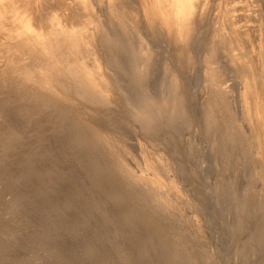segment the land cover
I'll use <instances>...</instances> for the list:
<instances>
[{
    "label": "rangeland",
    "instance_id": "1",
    "mask_svg": "<svg viewBox=\"0 0 264 264\" xmlns=\"http://www.w3.org/2000/svg\"><path fill=\"white\" fill-rule=\"evenodd\" d=\"M232 2L202 5L185 47L159 15L127 14L139 25L126 38L112 27L125 40L109 100L78 101L82 114L40 105L15 116L19 133L0 122V264H264V0ZM144 47L152 55L137 63ZM149 102L151 123L135 113ZM77 119L122 144L89 141Z\"/></svg>",
    "mask_w": 264,
    "mask_h": 264
},
{
    "label": "bare ground",
    "instance_id": "2",
    "mask_svg": "<svg viewBox=\"0 0 264 264\" xmlns=\"http://www.w3.org/2000/svg\"><path fill=\"white\" fill-rule=\"evenodd\" d=\"M207 1L208 0H0V122H6L5 125L7 124L8 126L4 128H8L12 133V131H17L19 127V124H17L18 126L16 125L17 121L15 120L19 119L15 118V116L19 114L28 115L38 113L42 111L41 108L39 109L40 105L48 106L49 104L50 108L53 107L57 109L58 103L62 102L67 111L71 110L79 114H82V112L80 111L81 109H77L76 105H79L82 101L95 102L96 106L101 105L109 100L111 92L113 91L112 89L116 88V82L120 79L118 78L116 81L112 75L113 72H110L112 71L110 66L120 62L119 57L115 54V52L119 54L120 51H116L115 48H121L122 42H124L129 34L127 29L130 28V26L137 27L139 25L136 26L134 22L128 23L133 18H129L130 16L128 17L127 14H144L148 16V19H152L156 15H159L163 26L169 29L173 41H180L185 47L186 44L190 42L192 31L195 29L196 17L194 18V14H206L204 11L205 7L203 9L202 5H205ZM235 3L232 2V0H228V5H225L226 8H224V11L228 12L231 7L235 6ZM247 3L248 2H246V4ZM81 15H84V23L74 24V19H78ZM78 21L79 19L77 22ZM116 25L122 26L123 30L125 27V33L127 32L125 38L113 33L112 29L114 28L112 27ZM129 46L132 51H138L139 45L135 46L133 43H130ZM147 47L149 48L150 46ZM150 50L148 51L145 47L144 49H139L140 57L138 56L136 60L137 63L146 60L150 54L152 55V53H149ZM180 53L179 58L186 61V54L183 51H180ZM205 59L207 63H211L214 58L208 56ZM146 63L144 65H146ZM136 67L138 68V66ZM213 72L214 69L212 71L211 65V68H208L207 75L209 78L208 81L212 84H210V86L214 87L216 83L214 75L217 74L215 72L213 74ZM126 73L128 72L126 71ZM216 77L218 78V76ZM175 78H173L172 84H174ZM119 87L120 86H118V89ZM212 88L209 89L211 91L209 93V99L207 98L208 103L206 102V105L212 111L213 109L221 110L223 106L222 94L219 91L221 89L219 87V90ZM149 96L146 98L149 99ZM78 101H80V103ZM154 103L156 104V101H154ZM154 103L149 102V104L142 106H139L138 103V107H135V113L139 115L143 122L151 123L155 120V117L150 111ZM112 104L113 102L111 105ZM60 109H58V111L63 112ZM37 110L39 111L37 112ZM132 110L134 109L132 108ZM211 110L208 112H211ZM88 114L90 115V113ZM155 115L158 114L155 113ZM209 116H212V114H209ZM53 119L51 120L54 123L55 121H53ZM80 119H77L74 124H79L78 129L80 128L79 130L83 133L82 135L90 138H88L89 141H92V139L95 141L100 138L106 143H109V145L119 146L122 144L120 141L122 139L121 137H113L114 135L112 134V136L110 134L111 132L109 133L105 129L99 127L95 123L97 121L94 120L95 122L91 121V123L87 122L83 125L78 121ZM222 119L224 121V118ZM57 121H59V119ZM51 123L50 126L52 125ZM62 126L63 125L59 127L62 128ZM0 130L2 131V128H0ZM79 130L78 134L80 133ZM82 137L79 135L78 138L77 136L78 139ZM74 140H76V138ZM146 155L149 156L147 153ZM155 157L158 159L160 156ZM156 178L164 181L173 188H178L175 183L176 181L174 182L171 177L165 178L157 175L154 179L156 180Z\"/></svg>",
    "mask_w": 264,
    "mask_h": 264
}]
</instances>
